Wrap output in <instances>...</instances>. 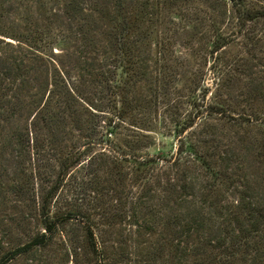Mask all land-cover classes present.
Wrapping results in <instances>:
<instances>
[{
	"label": "trees",
	"instance_id": "16d2710c",
	"mask_svg": "<svg viewBox=\"0 0 264 264\" xmlns=\"http://www.w3.org/2000/svg\"><path fill=\"white\" fill-rule=\"evenodd\" d=\"M11 164L44 231L0 264L72 220L108 264L60 192L126 216L135 251L158 235L151 264H264V0H0V185Z\"/></svg>",
	"mask_w": 264,
	"mask_h": 264
},
{
	"label": "rangeland",
	"instance_id": "374dc122",
	"mask_svg": "<svg viewBox=\"0 0 264 264\" xmlns=\"http://www.w3.org/2000/svg\"><path fill=\"white\" fill-rule=\"evenodd\" d=\"M178 51L182 54L187 52L183 46H178ZM165 141V146L160 144L152 147L150 151L161 149L169 153L174 149V141L171 138H165ZM10 167L9 175L2 177L3 183L0 185V256H3L9 249L26 243L30 235L44 231L43 226L36 218L34 220L31 217L28 224L20 225L21 210L27 215H38L36 208L39 210V194L42 192H26L31 197L29 200L21 202L17 192H13L7 187L11 188L15 183L14 164H11ZM33 195L36 197L35 205ZM112 196H114L113 192L105 195V201L110 200L108 205L112 206L114 211L119 210L124 215L130 209V205H124L115 198L111 200ZM71 203L76 210L83 213L82 215L86 218L90 216V220L98 224L97 237H95L100 246L101 244L103 246L105 260L108 264H151L147 261V249L151 242L158 241V235L145 234L138 237L135 234V239L144 240L140 246L142 251H135V243L127 239L130 237L131 226L126 216L118 217V221L113 224L102 219L98 214L101 208L96 207L93 192H60L58 198L54 200L52 210L53 212L62 211ZM88 225L87 222L80 223L76 220L67 222L60 231L54 234L49 246L22 254L9 264H102V259L92 252L89 246ZM167 253L170 255L169 251ZM161 262L160 260L157 264H162Z\"/></svg>",
	"mask_w": 264,
	"mask_h": 264
}]
</instances>
